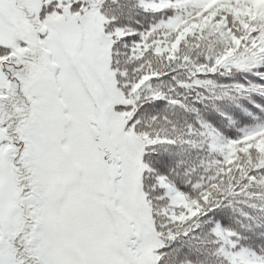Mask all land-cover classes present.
Returning <instances> with one entry per match:
<instances>
[{
  "label": "snow or ice",
  "instance_id": "snow-or-ice-1",
  "mask_svg": "<svg viewBox=\"0 0 264 264\" xmlns=\"http://www.w3.org/2000/svg\"><path fill=\"white\" fill-rule=\"evenodd\" d=\"M0 264H264V0H0Z\"/></svg>",
  "mask_w": 264,
  "mask_h": 264
}]
</instances>
